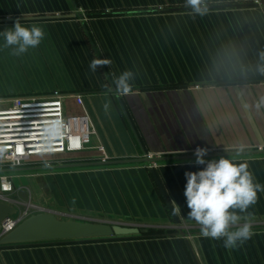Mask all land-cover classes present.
<instances>
[{"label": "crops", "instance_id": "crops-1", "mask_svg": "<svg viewBox=\"0 0 264 264\" xmlns=\"http://www.w3.org/2000/svg\"><path fill=\"white\" fill-rule=\"evenodd\" d=\"M204 6L199 15L186 0H0V19H12L0 22V32L17 18L45 32L21 56L11 55L0 36V107L17 95L60 90L67 113L87 109L97 133L89 149L57 155L53 164L109 163L48 171L28 164L23 168L33 171L12 178L20 195L26 191L41 204L46 194L48 210L60 218L172 227L178 222L159 181L172 208H181L178 221L198 225L187 217L184 173L203 166L195 157L142 160L192 156L198 146L228 153L206 159L247 162L264 184V108H256L264 96L257 71L264 63V0H204ZM94 58L112 65L93 73ZM124 70L135 74L134 93H107L113 74ZM12 170L20 169L0 166V173ZM248 213L251 224L264 220V192ZM252 232L234 249L200 231L17 243L0 246V264H264V228Z\"/></svg>", "mask_w": 264, "mask_h": 264}, {"label": "clouds", "instance_id": "clouds-1", "mask_svg": "<svg viewBox=\"0 0 264 264\" xmlns=\"http://www.w3.org/2000/svg\"><path fill=\"white\" fill-rule=\"evenodd\" d=\"M186 6H190L199 15L207 12L204 0H186ZM0 36L4 39L3 47L11 49V55L21 56L29 49L38 47L45 32L35 24L23 26L20 18H17L13 27L5 28ZM259 58L264 62V51L259 54ZM111 65L112 60L109 58H94L89 69L95 73L99 68ZM257 71L264 75V63L257 66ZM134 83L135 74L131 70H124L118 76L113 74L112 86L105 85V88L107 93H114L117 97L128 96L134 93ZM111 106V99H106L103 104L106 115H110ZM256 108H264V96L257 101ZM61 128L60 122L53 121L47 130L48 139L51 141L60 135ZM208 151L207 148L198 146L193 153L195 164L203 167L184 173V196L189 209L187 217L200 226L203 237L214 240L223 238L224 247L234 249L238 243L242 244L253 235L252 224L249 222L252 214L248 213V209L257 203L258 193L264 192V184L255 180L247 162H237L225 156L206 159ZM44 164L45 167H51L48 161ZM72 203H76L75 197L72 198ZM180 211L178 205L173 209L177 215Z\"/></svg>", "mask_w": 264, "mask_h": 264}, {"label": "built area", "instance_id": "built-area-1", "mask_svg": "<svg viewBox=\"0 0 264 264\" xmlns=\"http://www.w3.org/2000/svg\"><path fill=\"white\" fill-rule=\"evenodd\" d=\"M83 105L81 93L74 95ZM5 98L0 96V101ZM53 121L61 123V134L49 140L47 130ZM97 133L87 109L82 115H69L65 96L55 90L49 96L17 95L7 107H0V166L22 168L28 164L51 166L55 156L89 149L92 135ZM108 160L103 144L96 146ZM259 150H263L262 147ZM156 165V163H154ZM10 193H15L11 195ZM0 201L13 205L17 211L0 222V239L13 231L31 214L49 211L31 198L23 199L13 184L12 176L0 173Z\"/></svg>", "mask_w": 264, "mask_h": 264}, {"label": "water", "instance_id": "water-1", "mask_svg": "<svg viewBox=\"0 0 264 264\" xmlns=\"http://www.w3.org/2000/svg\"><path fill=\"white\" fill-rule=\"evenodd\" d=\"M65 16H75V15H65ZM32 18V17H25ZM12 20L10 18L0 19V22ZM125 113L127 114L126 109L123 106ZM128 116V114H127ZM263 150H258L254 152H261ZM251 152V151H250ZM241 153H248L241 152ZM240 153V154H241ZM228 153L220 154H208L209 156H219ZM239 154V153H236ZM185 157H195L192 156H182V157H147L142 159L145 162H156L163 161L168 159H177ZM109 164L108 162H98V163H76V164H64V165H52L51 167H71V166H84V165H93V164ZM45 167V166H43ZM46 168V167H45ZM158 181V179H157ZM161 190L166 198V201L171 209L172 215L174 216L176 222L178 219L173 212L171 203L162 187L158 181ZM21 196L23 199H27L26 191H23ZM17 209L6 202L0 201V222L1 220L10 214L16 213ZM147 228H141L138 225H131L125 223H111L104 221H82L77 219H66L60 218L53 212H40L31 214L22 220L17 227L3 236L0 239V246L10 245L17 243H27V242H45V241H54V240H76V239H88V238H102V237H112V236H130L140 233H147Z\"/></svg>", "mask_w": 264, "mask_h": 264}, {"label": "rangeland", "instance_id": "rangeland-1", "mask_svg": "<svg viewBox=\"0 0 264 264\" xmlns=\"http://www.w3.org/2000/svg\"><path fill=\"white\" fill-rule=\"evenodd\" d=\"M43 167V166H42ZM56 167L52 168V167H43L41 169H39L40 171H48L50 169H55ZM16 169H20V170H12L10 172H5L3 174H7L12 176V178L14 176H18V175H22L24 173L33 171V170H29L26 168H16ZM41 206H43L46 209H49V204L47 202V200H49V197L45 194V197L41 196ZM45 199V200H44ZM34 202L36 203V201L34 200ZM45 212V211H42ZM50 212V211H47ZM40 213V212H39ZM125 224H131V225H138L141 228H146L148 227L151 231H155L157 233H165V234H181L182 232H196V231H200V226L199 225H193L190 224L188 222H179L177 224H175L174 226L171 227L170 226H161V225H157V224H149V223H135V222H129V223H125ZM252 227H264V220L263 221H256L252 223Z\"/></svg>", "mask_w": 264, "mask_h": 264}, {"label": "trees", "instance_id": "trees-1", "mask_svg": "<svg viewBox=\"0 0 264 264\" xmlns=\"http://www.w3.org/2000/svg\"><path fill=\"white\" fill-rule=\"evenodd\" d=\"M257 228H264V227H257ZM143 235H149V236H163L165 233H157L155 231L148 230L147 233H142Z\"/></svg>", "mask_w": 264, "mask_h": 264}]
</instances>
